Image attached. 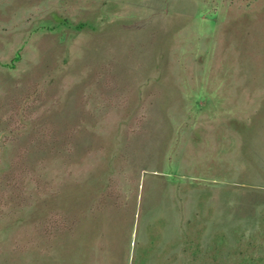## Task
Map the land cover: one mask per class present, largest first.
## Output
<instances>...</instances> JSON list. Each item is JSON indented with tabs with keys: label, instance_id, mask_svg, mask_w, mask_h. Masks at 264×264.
<instances>
[{
	"label": "rangeland",
	"instance_id": "1",
	"mask_svg": "<svg viewBox=\"0 0 264 264\" xmlns=\"http://www.w3.org/2000/svg\"><path fill=\"white\" fill-rule=\"evenodd\" d=\"M0 264H264V0H0Z\"/></svg>",
	"mask_w": 264,
	"mask_h": 264
}]
</instances>
